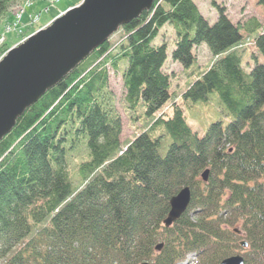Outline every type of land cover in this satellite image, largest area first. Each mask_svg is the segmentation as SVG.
I'll list each match as a JSON object with an SVG mask.
<instances>
[{
	"label": "trees",
	"instance_id": "16d2710c",
	"mask_svg": "<svg viewBox=\"0 0 264 264\" xmlns=\"http://www.w3.org/2000/svg\"><path fill=\"white\" fill-rule=\"evenodd\" d=\"M15 1L0 0V22ZM211 4L214 23L195 0H154L120 27V42L106 40L17 119L0 140V264H178L191 253L188 264L236 254L264 264V63L251 54L245 68L236 47L245 30L264 58V26ZM167 23L174 61L191 66L202 43L213 54L179 95L164 68L167 43L154 44ZM120 63L124 109L134 122L141 108L150 119L128 140L110 87ZM211 92L231 119L200 136L182 103ZM185 186L189 206L167 227L170 200Z\"/></svg>",
	"mask_w": 264,
	"mask_h": 264
},
{
	"label": "water",
	"instance_id": "95a60500",
	"mask_svg": "<svg viewBox=\"0 0 264 264\" xmlns=\"http://www.w3.org/2000/svg\"><path fill=\"white\" fill-rule=\"evenodd\" d=\"M154 0H82L66 9L46 26L10 48L0 59V140L17 119L50 88L57 85L120 27L150 10ZM209 169L203 174L207 180ZM190 187L170 200L164 220L169 227L188 208ZM238 232V230L236 229ZM247 247V242L241 243ZM163 242L156 246L163 247ZM242 255H232L220 264H244ZM141 264H154L145 261Z\"/></svg>",
	"mask_w": 264,
	"mask_h": 264
},
{
	"label": "rangeland",
	"instance_id": "374dc122",
	"mask_svg": "<svg viewBox=\"0 0 264 264\" xmlns=\"http://www.w3.org/2000/svg\"><path fill=\"white\" fill-rule=\"evenodd\" d=\"M82 0H17L12 6V10L7 13V16L0 22V34L5 32L7 34V39L0 41V59L8 52V50L22 41H24L29 35H31L36 30L41 27L46 26L55 17L62 14L66 9L78 5ZM33 2L32 7L28 4ZM198 4L202 14L207 18L210 23H214L218 16L217 9L211 4V0H195ZM217 3L221 6L226 7L227 14L234 21L244 23L251 18L258 20L262 26H264V7H262L257 0H217ZM21 7H26V12L24 13L23 21V33L7 32L4 29L8 21L13 18V13L17 12ZM13 11V12H12ZM33 12L39 17V21L33 22L31 25L30 21L31 15L34 16ZM20 27V26H19ZM6 28V27H5ZM243 42H247L245 48H239V52L242 55V64L245 68L249 69L253 65V57L251 54L255 55L260 63H264L263 56L258 52L256 45L253 44L252 37H249L245 30H242ZM20 34V35H18ZM125 33L119 29L110 38L112 42H120L125 36ZM175 31L170 23L165 24L159 31L158 35L154 39V44H161L163 42L167 43V60L165 62V70L171 74L172 79V91H176L179 95L184 89L191 83L196 75L199 74L201 70L206 69L209 63L213 59V54L205 43L198 45L194 48L197 55V60L188 67H184L180 63L172 59V50L175 47ZM249 40V42H248ZM242 43L241 46H243ZM121 67L117 70L110 67V87L113 90L117 102V107L123 116V134L122 139L128 140L134 135V131L138 128L142 130L149 124V118L143 113L141 108L138 111L140 118L138 121L134 122L129 113L124 109V86L121 76V68L123 63H120ZM179 99V96L176 98ZM183 101V100H182ZM184 109V115L189 126L201 136L203 135L210 124L214 121L221 120L223 124H227L231 115L220 100L217 92H211L209 94V99L206 102H197L191 106H187L182 103ZM171 138L166 136L162 139L160 146V152L164 154L167 150L168 144L171 142Z\"/></svg>",
	"mask_w": 264,
	"mask_h": 264
},
{
	"label": "built area",
	"instance_id": "2783aa9c",
	"mask_svg": "<svg viewBox=\"0 0 264 264\" xmlns=\"http://www.w3.org/2000/svg\"><path fill=\"white\" fill-rule=\"evenodd\" d=\"M33 2H29V5H32ZM26 12V7H21L17 12L13 13V18L7 22L4 29H6L7 32H20L23 33V24L21 25V22L23 21L24 18V13ZM39 21V17L38 15L34 14V16L31 15L30 21L28 22V24L30 23V25L33 22H37ZM20 26V27H19ZM20 35V34H18ZM7 36V34L5 32H2L0 34V41H3L5 39V37ZM7 39V37H6Z\"/></svg>",
	"mask_w": 264,
	"mask_h": 264
},
{
	"label": "bare ground",
	"instance_id": "6f19581e",
	"mask_svg": "<svg viewBox=\"0 0 264 264\" xmlns=\"http://www.w3.org/2000/svg\"><path fill=\"white\" fill-rule=\"evenodd\" d=\"M32 5H33V3H32ZM32 5H30V7H32ZM33 14H36V12H33ZM236 47H238V46H236ZM213 60V59H212ZM185 187H189V186H185ZM237 255V254H236ZM240 255H242V254H240ZM243 256V255H242ZM244 257V256H243ZM150 262H152V261H150Z\"/></svg>",
	"mask_w": 264,
	"mask_h": 264
}]
</instances>
